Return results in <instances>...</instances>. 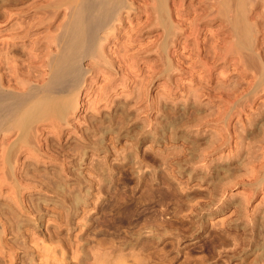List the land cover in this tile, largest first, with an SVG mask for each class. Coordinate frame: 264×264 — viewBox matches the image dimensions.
Wrapping results in <instances>:
<instances>
[{"label": "rangeland", "instance_id": "obj_1", "mask_svg": "<svg viewBox=\"0 0 264 264\" xmlns=\"http://www.w3.org/2000/svg\"><path fill=\"white\" fill-rule=\"evenodd\" d=\"M79 1L0 0L2 90L46 95ZM115 1L76 92L0 131V264H264V0Z\"/></svg>", "mask_w": 264, "mask_h": 264}, {"label": "bare ground", "instance_id": "obj_2", "mask_svg": "<svg viewBox=\"0 0 264 264\" xmlns=\"http://www.w3.org/2000/svg\"><path fill=\"white\" fill-rule=\"evenodd\" d=\"M78 1V0H77ZM124 1V0H123ZM166 1V0H165ZM121 3H122V1H120ZM161 2H164V0L163 1H161ZM164 4V3H163ZM73 5V4H72ZM227 5V4H226ZM74 6V5H73ZM73 6H72V8H73ZM119 7H120V5H118ZM117 6V4H116V1L115 0H80L79 1V3H78V5H77V7H76V9H75V12H76V14H74L73 16H74V19L73 20H71V22H70V24H68L69 26L67 27V32H66V35H65V37H64V41H63V45H62V49H61V52H60V54L58 55V56H56V58H54V60H52V62H53V66H52V76H50V74H49V76L51 77L50 78V80H49V82H48V84L47 83H44V84H47V86H45L46 87V89H45V87L44 86H42L41 88H43L44 87V90H45V92H46V95H44V97H43V95H40V94H38L39 92H41V91H39V89H40V87H38V88H36L38 91H36L37 93H31L32 91H33V89H30V90H32L31 92L29 91V89L27 88V90L30 92H28V91H26V94H19L18 92H17V94H9V93H11V92H9V91H7L8 93H6L4 90H2V88H4V87H2V88H0V131H2V130H8L10 127H6V124L10 121V120H12V119H16V118H18V116L19 115H22V108H23V105H25L27 102H30L32 99H34V98H46V99H48V98H54V95L55 94H60V93H70V94H73V92H76L75 90L78 88V87H80V84H82V80L84 79V77L83 76H85L84 74L85 73H83L84 71L81 69V67H80V65H78L79 64V62H81V58L82 57H85V55H90V54H92V52H94L95 51V46H96V44L97 43H99L98 42V40H99V33H100V30L101 29H103V28H105L111 21H112V19H114V14L116 13L117 14V8L119 9V7ZM127 6V5H126ZM72 8H70V9H72ZM123 8V7H122ZM119 11V10H118ZM70 13V12H69ZM241 17V16H240ZM161 18V17H160ZM69 19H70V16H69ZM161 20V19H160ZM235 21H236V19H235ZM241 26V25H240ZM239 26V27H240ZM64 27V26H63ZM247 28V27H246ZM63 29V28H62ZM64 30H62L61 32H63ZM245 32V31H244ZM250 34V33H249ZM248 34V35H249ZM101 36V35H100ZM57 37V36H56ZM102 37V36H101ZM58 39H60V37L58 38ZM62 40V39H61ZM102 40V39H101ZM103 41V40H102ZM242 43V42H241ZM57 45V44H56ZM243 45V44H242ZM244 46V45H243ZM57 47V46H56ZM102 47V46H101ZM252 47V46H251ZM57 53V52H56ZM55 53V54H56ZM59 53V52H58ZM22 54V53H21ZM54 54V53H53ZM98 54V53H97ZM20 55V54H19ZM34 55V54H33ZM32 56V55H31ZM30 56V57H31ZM99 56V55H98ZM16 57V56H15ZM32 57H34V56H32ZM101 57V56H100ZM99 57V58H100ZM1 58V57H0ZM5 58V57H4ZM260 58V57H259ZM10 59V58H9ZM51 59V58H50ZM102 59V58H101ZM257 59V58H256ZM15 60V59H14ZM22 60V59H21ZM30 60V59H29ZM99 60V59H98ZM50 61V60H49ZM36 62V61H35ZM5 63H3V65H4ZM13 64V63H12ZM21 64V63H20ZM251 64V63H250ZM261 64H263V62L261 63ZM17 65V64H16ZM19 65V64H18ZM47 65V64H46ZM52 65V64H51ZM253 65V64H252ZM262 66H264V65H262ZM1 67V66H0ZM16 67V66H15ZM257 67V66H256ZM83 69H84V67H83ZM260 69V68H259ZM20 70V69H19ZM23 70V69H22ZM31 70V69H30ZM38 70V69H37ZM263 70H264V67H263ZM88 71V70H87ZM260 71V70H259ZM257 72V71H256ZM263 71H261V73H262ZM9 73H10V71H9ZM22 75V74H21ZM262 75V74H261ZM260 75V76H261ZM7 76V75H6ZM33 76V75H32ZM11 77V76H10ZM22 77H23V75H22ZM36 77V76H35ZM49 78V77H48ZM264 78V77H263ZM1 79V81H3V78H0ZM259 79V78H258ZM42 81V80H41ZM83 81H85V80H83ZM14 82V81H13ZM16 82V81H15ZM24 82H26V81H24ZM257 82H258V80H257ZM262 82V81H261ZM22 83V82H21ZM2 84H3V82H2ZM12 84V83H11ZM26 84V83H25ZM264 84V83H263ZM42 85V84H41ZM41 85H39V86H41ZM259 85V84H258ZM257 85V86H258ZM4 86H6V85H4ZM36 86V85H35ZM6 88V87H5ZM4 88V89H5ZM8 89H9V87H8ZM25 89V88H24ZM103 89V88H102ZM257 89V88H256ZM16 90V89H15ZM19 90V89H18ZM78 91V90H77ZM105 91V90H104ZM13 92V91H12ZM34 92H35V88H34ZM25 93V92H24ZM42 93H43V91H42ZM246 93H248V92H246ZM259 93V92H258ZM70 94H69V96H70ZM78 94V93H77ZM76 95V94H75ZM74 95V96H75ZM258 95V94H257ZM64 97H68V96H63V97H61L62 99H59V98H57L56 100V104L54 105H51V106H49L48 105V102H47V105L46 106H44V105H41L40 104V106H37V107H35V108H32L30 111H29V113H30V115L31 116H36V117H40V118H42L43 119V117H42V115L44 116V115H47V116H49V115H52L51 116V118L50 119H52V118H54L55 116H56V119L55 120H57V122H59V120L57 119V116H59V119L61 118V117H63L64 116V113L65 112H67L68 113V111H69V107L70 106H72L73 107V105H71L70 104V99H71V97H70V99H69V97L68 98H65L64 99ZM73 97V96H72ZM76 97H77V95H76ZM75 98V97H74ZM252 99V98H251ZM60 100V101H59ZM38 101V100H37ZM45 101V100H44ZM46 101H48V100H46ZM34 102V101H33ZM40 102V101H39ZM49 102H50V100H49ZM73 104H74V102L73 101H71ZM31 103V102H30ZM51 103V102H50ZM49 103V104H50ZM33 104V103H32ZM28 107L29 106H27V108L26 109H28ZM264 107V106H263ZM72 109V108H71ZM66 110H68V111H66ZM24 111L26 112L27 110H25V108H24ZM23 111V112H24ZM71 111V110H70ZM21 113V114H20ZM26 114V113H25ZM55 115V116H54ZM253 115V114H252ZM263 115V114H262ZM30 116V117H31ZM54 116V117H53ZM130 117V116H129ZM20 118V117H19ZM23 118V117H22ZM21 118V119H22ZM39 118V119H40ZM45 118H47L46 116L44 117V119ZM252 118V117H251ZM250 118V119H251ZM258 118V117H257ZM49 120V119H48ZM131 120V119H130ZM51 121H53V120H51ZM30 122H32V121H30ZM56 122V121H55ZM21 123H23V121L21 120ZM49 123V122H48ZM38 124V123H37ZM121 124V123H120ZM250 124V123H249ZM8 125V124H7ZM16 125L18 126V125H20V129H21V126L23 125V124H20V122L17 124L16 123ZM16 126V127H17ZM236 126V125H235ZM242 126V125H241ZM17 127V128H18ZM30 127V126H29ZM142 127V126H141ZM223 127V126H222ZM31 128V127H30ZM236 128V127H235ZM252 128V127H251ZM19 129V130H20ZM18 130V129H17ZM9 132H10V130H8ZM254 131V130H253ZM3 132V131H2ZM7 132V131H6ZM6 132H4V133H6ZM9 132H7V133H9ZM20 132H21V130H20ZM227 132V131H226ZM237 132V131H236ZM1 133V132H0ZM6 133V134H7ZM26 134V133H25ZM29 134L30 133H28V136H29ZM239 134V133H238ZM253 135V134H252ZM264 135V134H263ZM229 137V136H228ZM239 137V136H238ZM242 137H243V135H242ZM256 137H258V136H256ZM220 138V137H219ZM226 138V137H225ZM249 138V137H248ZM262 138V137H261ZM40 140V139H39ZM242 140V139H241ZM258 140V139H257ZM256 141V140H255ZM259 141V140H258ZM262 141H263V139H262ZM222 142V141H221ZM236 142V141H235ZM23 143V142H22ZM250 143V142H249ZM21 145H24V143L23 144H21ZM213 145V144H212ZM239 145V144H238ZM37 146V145H36ZM28 147V146H27ZM192 147V146H191ZM255 148V147H254ZM247 149V148H246ZM15 150V149H14ZM31 150V149H30ZM177 151V150H176ZM180 151V150H179ZM256 151V150H255ZM185 152V151H184ZM182 153V152H181ZM208 153V152H207ZM210 153V152H209ZM249 153V152H248ZM228 155V154H227ZM233 156V155H232ZM263 156V155H262ZM228 157V156H227ZM256 157V156H255ZM261 157V156H260ZM7 158V157H6ZM10 158V157H9ZM204 158V157H203ZM231 158V157H230ZM263 158V157H262ZM36 159V158H35ZM200 159V158H199ZM246 159V158H245ZM181 160V159H180ZM15 161V160H14ZM184 161V160H183ZM213 161V160H212ZM246 161V160H245ZM178 162V161H177ZM193 162V161H192ZM222 162V161H221ZM226 162V161H225ZM262 162V161H261ZM260 162V163H261ZM4 163V162H3ZM34 163V162H33ZM223 163V162H222ZM240 163V162H239ZM200 164V163H199ZM244 164V163H243ZM217 165V164H216ZM234 165V164H233ZM255 165V164H254ZM262 165H264V164H262ZM3 166V165H2ZM7 166V165H6ZM37 166V165H36ZM248 166V165H247ZM261 166V165H260ZM8 167V166H7ZM9 167H10V165H9ZM216 167V166H215ZM215 167H213L214 169H215ZM258 167V166H257ZM11 168V167H10ZM204 168V167H203ZM224 168V167H223ZM233 168V167H232ZM231 168V169H232ZM242 168V167H241ZM260 168H262V167H260ZM211 169V168H210ZM235 169V168H234ZM257 169V168H256ZM233 170V169H232ZM259 170V169H258ZM257 170V171H258ZM40 171V170H39ZM217 171V170H216ZM229 171H230V169H229ZM233 171H235V170H233ZM239 171H241V170H239ZM253 171V173H254V170H252ZM251 170L250 171H248V173L249 172H252ZM262 171V170H261ZM211 172V171H210ZM230 172H232V171H230ZM238 173V171H235V173ZM213 173V172H212ZM212 173H211V175H212ZM221 173V172H220ZM259 173V172H258ZM264 173V172H263ZM214 174V173H213ZM207 175V174H206ZM220 175V174H219ZM232 175V174H231ZM246 175H249V174H245V176ZM260 175H262V174H260ZM259 175V176H260ZM33 176H35V175H33ZM51 176V175H50ZM215 176V175H214ZM221 176V175H220ZM234 176H237V175H234ZM233 176V177H234ZM239 176V175H238ZM235 177L236 178V180H237V178H240V177ZM244 176V175H243ZM263 176V175H262ZM7 177H8V175H7ZM213 177V176H212ZM211 177V178H212ZM216 177H218V175L216 176ZM227 177V176H226ZM230 177V176H229ZM210 178V177H209ZM234 178V179H235ZM242 178V177H241ZM251 178V177H250ZM220 179V178H219ZM233 179V178H232ZM248 179V178H247ZM254 179V178H253ZM62 180H63V178H62ZM212 180H214V179H212ZM222 180V179H221ZM226 180V182H227V184H228V181H227V179H225ZM224 180V181H225ZM240 180V179H239ZM243 180V178L241 179V181ZM250 180V179H249ZM256 180H257V178H256ZM256 180H254V181H256ZM47 181V180H46ZM230 181H232V180H230ZM229 181V182H230ZM238 181V180H237ZM236 181V182H237ZM167 182V181H166ZM240 182V181H239ZM250 182V181H249ZM187 183V182H186ZM214 183V182H213ZM215 183H216V181H215ZM222 183V182H221ZM224 184H226L225 182H223ZM231 183H233V182H231ZM251 183V182H250ZM256 183V182H255ZM170 184V183H169ZM217 184H218V182H217ZM226 184V185H227ZM238 184V183H237ZM182 185V184H181ZM221 185V184H220ZM229 185H230V183H229ZM168 186V185H167ZM187 186V185H186ZM215 186L217 187V186H219V185H214V187L213 188H215ZM224 187V186H223ZM255 187V186H254ZM1 188V187H0ZM69 188V187H68ZM168 188V187H167ZM217 188H219V187H217ZM217 188H216V190H217ZM227 188V187H226ZM175 189V188H174ZM182 189V188H181ZM208 189V188H207ZM10 190V189H9ZM16 190V189H15ZM54 190V189H53ZM177 190V189H176ZM219 190V189H218ZM217 190V191H218ZM223 190V189H222ZM222 190H221V192H222ZM253 190V189H252ZM66 192V191H65ZM216 192V191H215ZM215 192L214 193H212V195L213 194H215ZM220 192V194L221 195H223L222 193ZM178 193V192H177ZM208 193V192H207ZM218 193V192H217ZM254 193V192H253ZM73 194V193H72ZM202 194V193H201ZM219 193L217 194V195H220ZM64 195H66V194H64ZM172 195V194H171ZM211 195V194H210ZM212 195H211V197H212ZM216 195V194H215ZM216 195V196H217ZM78 196V195H77ZM77 196H75V197H77ZM214 196V195H213ZM24 197V196H23ZM74 197V196H73ZM158 197V196H157ZM199 197V196H198ZM215 197V196H214ZM219 197H222V196H219ZM13 199V198H12ZM217 199V198H216ZM213 200H215V199H213ZM211 201H212V199H211ZM216 201V200H215ZM250 201V200H249ZM77 202V201H76ZM137 202V201H136ZM157 202V201H156ZM196 202V201H195ZM210 202V201H209ZM214 202V201H213ZM217 202V201H216ZM8 203V202H7ZM72 203V202H71ZM79 203V202H78ZM135 203V202H134ZM177 203V202H176ZM216 204V203H215ZM231 204V203H230ZM8 205V204H7ZM21 205V204H20ZM139 205V204H138ZM203 205V204H202ZM206 205V204H205ZM208 205H211V204H208ZM132 206H133V204H132ZM182 206V205H181ZM17 207V206H16ZM35 207V206H34ZM74 207V206H73ZM212 207V206H211ZM2 208V207H1ZM113 208V207H112ZM133 208V207H132ZM200 208V207H199ZM206 208H207V206H206ZM18 209H19V207H18ZM37 209V208H36ZM124 209V208H123ZM140 209V208H139ZM190 209V208H189ZM200 209H202V208H200ZM204 209V208H203ZM246 209V208H245ZM65 210V209H64ZM114 210V209H113ZM182 210V209H181ZM197 210H198V208H197ZM14 211V210H13ZM16 211V210H15ZM232 211H233V209H232ZM245 211V210H244ZM182 212V211H181ZM240 212V211H239ZM243 212V211H242ZM9 213V212H8ZM12 213V212H11ZM124 213V212H123ZM128 213V212H127ZM179 213V212H178ZM247 213V212H246ZM132 214V213H131ZM154 214V213H153ZM240 214V213H239ZM259 214V213H258ZM178 215V214H177ZM241 215H242V213H241ZM248 215V214H247ZM125 216V215H124ZM239 217H240V215H238ZM7 218V217H6ZM11 218V217H10ZM14 218V217H13ZM30 218V217H29ZM32 218V217H31ZM114 218V217H113ZM241 218V217H240ZM242 218H244V217H242ZM257 218V217H256ZM9 219V218H8ZM124 219V218H123ZM134 219V218H133ZM147 219V218H146ZM159 219V218H158ZM171 219V218H170ZM173 219V218H172ZM12 220V219H11ZM15 220H16V217H15ZM30 220V219H29ZM157 220V219H156ZM187 220V219H186ZM26 221V220H25ZM31 221V220H30ZM171 221V220H170ZM218 221V220H217ZM257 221V220H256ZM27 222H29L28 220H27ZM191 222V221H190ZM255 222V221H254ZM263 222V221H262ZM16 224H17V221L15 222ZM158 223V222H157ZM164 223V222H163ZM192 223V222H191ZM199 223V222H198ZM251 223V222H250ZM253 223V222H252ZM256 223V222H255ZM162 224V223H161ZM174 224V223H173ZM190 224V223H189ZM204 224V223H203ZM19 225V224H18ZM148 225V224H147ZM180 225V224H179ZM194 225H196V224H194ZM205 225V224H204ZM219 225V224H218ZM14 226V225H13ZM20 226V225H19ZM70 226V225H69ZM144 226V225H143ZM149 226H150V224H149ZM169 226V225H168ZM197 226V225H196ZM253 226V225H252ZM259 226V225H258ZM261 226V225H260ZM12 227V226H11ZM18 227V226H17ZM17 227H16V229H17ZM42 227V226H41ZM159 227V226H158ZM170 227V226H169ZM176 227V226H175ZM178 227V226H177ZM195 227V226H194ZM201 227V226H200ZM217 227V226H216ZM195 228H197V227H195ZM206 228V227H205ZM226 228V227H225ZM252 228V227H251ZM20 230H22V226H20V228H19ZM18 229V230H19ZM8 230V229H7ZM168 230V229H167ZM251 230V229H250ZM262 230V229H261ZM249 231V230H248ZM247 231V232H248ZM19 232V231H18ZM33 232V231H32ZM226 232V231H225ZM228 232V231H227ZM253 232H255V231H253ZM252 232V233H253ZM14 233V232H13ZM111 233V232H110ZM264 233V232H263ZM22 234V233H21ZM239 234V233H238ZM251 234V233H250ZM261 234V233H260ZM153 235V234H152ZM159 235V234H158ZM237 235V234H236ZM246 235V234H245ZM233 236V235H232ZM164 237V236H163ZM234 237V236H233ZM238 237V236H237ZM248 237V236H247ZM103 238V237H102ZM107 238V237H106ZM256 238V237H255ZM112 239V238H111ZM110 239V240H111ZM159 239V238H158ZM239 239V238H238ZM258 239V238H257ZM32 240V239H31ZM105 240V239H104ZM249 240V239H248ZM260 240V239H259ZM98 241V240H97ZM263 241V240H262ZM21 242V241H20ZM149 242H151V241H149ZM247 242V241H246ZM245 242V243H246ZM251 242V241H250ZM260 242V241H259ZM153 243V242H152ZM237 243V242H236ZM37 244V243H36ZM113 244V246L115 247L112 251L110 250V252H107V251H102V250H105V249H102V247H101V251H102V253H106L107 254V256L108 257H106L105 255L104 256H102L103 254L101 253H99L100 252V250L98 251H96V253L97 254H100L101 256H99L100 258H102V257H106L105 259H106V261H108V259L110 260V262L109 263H111V264H113V262H111V261H115L114 259L116 258V259H118L117 258V255L115 254V249L117 250L118 249V246H117V248H116V246L114 245V243H112ZM150 244V243H149ZM233 244V243H232ZM238 244V243H237ZM236 244V245H237ZM244 244V243H243ZM251 244V243H250ZM259 244V243H258ZM263 244V243H262ZM27 245V244H26ZM101 245V244H100ZM107 245V244H106ZM123 245V244H122ZM143 245V244H142ZM236 245H235V247H236ZM248 245V244H247ZM94 246V245H93ZM97 246V245H96ZM107 246H110V245H107ZM112 246V245H111ZM110 246V247H111ZM145 246V245H144ZM147 246H148V244H147ZM151 246H152V244H151ZM256 246V245H255ZM16 248V247H15ZM44 248V247H43ZM108 248V247H107ZM113 248V247H112ZM143 248V247H142ZM158 248V247H157ZM28 249H29V247H28ZM45 249V248H44ZM146 249V248H145ZM236 249H238V248H236ZM243 249H245V248H243ZM46 250V249H45ZM133 250V249H132ZM149 250H151V249H149ZM153 250V249H152ZM256 250V249H255ZM10 251V250H9ZM108 251H109V248H108ZM121 251V250H120ZM146 250H144L143 252H145ZM209 251V250H208ZM241 251V250H240ZM24 252V251H23ZM29 252V251H28ZM118 252H119V250H118ZM121 252H123V251H121ZM119 253L120 254V256H122V253ZM143 252H141V253H143ZM151 252V251H150ZM149 252V253H150ZM158 252V251H157ZM136 253V252H135ZM148 253V252H147ZM153 253V252H152ZM260 253V252H259ZM42 254V253H41ZM118 254V253H117ZM119 254H118V257H119ZM262 254V253H261ZM95 255V254H94ZM141 255V254H140ZM152 255V254H151ZM165 255V254H164ZM176 255V254H175ZM187 255V254H186ZM260 255V254H259ZM97 256V255H96ZM133 256H137V254H134ZM158 256V255H157ZM264 256V255H263ZM12 257V256H11ZM125 257V256H124ZM132 257V256H131ZM149 257H150V254H149ZM153 257V256H152ZM166 257V256H165ZM30 258H31V256H30ZM104 258H102V259H104ZM122 258V257H121ZM121 258L119 257V260H121ZM136 258H138V256L136 257ZM156 259H157V257H155ZM195 258V257H194ZM261 258V257H260ZM259 258V259H260ZM96 259V258H95ZM98 259V258H97ZM102 259H100V262H99V259H98V263L97 264H99V263H101V260ZM104 259V260H105ZM132 259H133V257H132ZM135 259V258H134ZM139 259V258H138ZM143 259V258H142ZM142 259L140 260V261H142ZM145 259H147L146 257H145ZM163 259H164V257H163ZM255 259V258H254ZM44 260V259H43ZM47 260V259H46ZM85 260V259H84ZM124 260V259H123ZM126 260V259H125ZM135 260H137V259H135ZM134 260V261H135ZM148 260V259H147ZM257 260V259H256ZM261 260H263V259H261ZM105 261V262H106ZM139 261V260H138ZM152 261V260H151ZM201 261V260H200ZM104 262V261H103ZM102 262V263H103ZM137 262V261H136ZM146 262V261H145ZM162 262H164V260L162 261ZM254 262H255V260H254ZM87 263V262H86ZM101 263V264H102ZM108 263V262H107ZM107 263H105V264H107ZM108 263V264H109ZM125 263V262H124ZM132 263V262H131ZM135 263V262H134ZM157 263V262H156ZM30 264V263H29ZM96 264V263H95ZM115 264V263H114ZM118 264V263H117ZM122 264V263H121ZM137 264V263H136ZM139 264V263H138ZM155 264V263H154ZM198 264V263H197ZM261 264H263V262L261 263Z\"/></svg>", "mask_w": 264, "mask_h": 264}]
</instances>
